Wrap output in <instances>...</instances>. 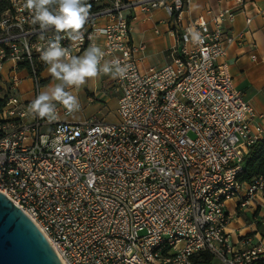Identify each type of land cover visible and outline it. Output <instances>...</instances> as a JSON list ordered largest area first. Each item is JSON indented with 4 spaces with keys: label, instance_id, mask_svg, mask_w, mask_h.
Wrapping results in <instances>:
<instances>
[{
    "label": "built area",
    "instance_id": "built-area-1",
    "mask_svg": "<svg viewBox=\"0 0 264 264\" xmlns=\"http://www.w3.org/2000/svg\"><path fill=\"white\" fill-rule=\"evenodd\" d=\"M6 1L0 193L35 224L61 264H196L201 253L217 264H257L264 245L252 246L249 237L233 244L226 231L230 202L235 212L264 202V176L239 180L250 147L264 138L262 116L235 88L224 61L241 45L242 34L230 27L246 0L209 6L187 24L181 15L190 0H88L82 41L61 33V46L78 56L94 45L103 61L130 67L109 85L116 121L76 124L28 114L46 65L37 49L55 33L32 23L24 0ZM137 6L169 16L174 45L161 67L142 71L133 55L129 11ZM25 79L29 101L20 96Z\"/></svg>",
    "mask_w": 264,
    "mask_h": 264
},
{
    "label": "crops",
    "instance_id": "crops-1",
    "mask_svg": "<svg viewBox=\"0 0 264 264\" xmlns=\"http://www.w3.org/2000/svg\"><path fill=\"white\" fill-rule=\"evenodd\" d=\"M225 2L230 0H190L181 17L187 24L196 16L205 14L209 6H221ZM261 12L264 13V0H246L244 11L236 15L230 27L234 35L242 34L241 45L230 47L224 61L228 65L235 88L242 93L245 100L250 102L256 113L262 116L260 125L264 127V18L260 16ZM129 15L133 55L139 69L143 71L149 67L163 66L164 52L174 45V36L167 24L169 20L167 12L163 8L144 12L137 6L129 11ZM246 17L250 18L248 25L245 23ZM155 29L158 34L155 33ZM84 52L78 56H82ZM251 55H255L256 60H252ZM8 67L9 63L5 65V69ZM47 67L46 65L41 71L42 79L47 80L44 87L57 83L54 81L50 84V79L53 77L49 74L42 76V72ZM112 79L111 75L101 73L98 77L87 80L79 89H69L78 96L81 108L72 115L63 114L62 109L59 108L58 120L76 124L94 117L106 123L115 122V115L112 121H107L109 112L107 105L113 100L117 101V95L109 87ZM23 83L30 87L28 79H25ZM29 87L23 89L20 86V96L23 100L32 99V92L30 98L26 96ZM227 210L231 218L226 231L231 243L236 244L240 239L249 237L252 246L264 245V202L256 199L252 202V207L239 212L241 214L233 211V202H230ZM261 260H264V252L261 254Z\"/></svg>",
    "mask_w": 264,
    "mask_h": 264
},
{
    "label": "clouds",
    "instance_id": "clouds-1",
    "mask_svg": "<svg viewBox=\"0 0 264 264\" xmlns=\"http://www.w3.org/2000/svg\"><path fill=\"white\" fill-rule=\"evenodd\" d=\"M23 8L32 14V23L41 31L51 28L55 35L47 46L37 49L40 60L48 66V73L57 83L40 91L27 108L34 118L51 123L58 117L57 103L72 115L81 108L77 95L69 89H79L87 80L101 73L113 78H125L129 67L118 59L103 61L104 52L97 46H89L82 56H72L68 48L61 46V33L71 40L83 39V29L89 20L91 4L88 0H24ZM103 33V29L99 30ZM103 61V63H101Z\"/></svg>",
    "mask_w": 264,
    "mask_h": 264
},
{
    "label": "water",
    "instance_id": "water-1",
    "mask_svg": "<svg viewBox=\"0 0 264 264\" xmlns=\"http://www.w3.org/2000/svg\"><path fill=\"white\" fill-rule=\"evenodd\" d=\"M0 264H61L35 224L2 193Z\"/></svg>",
    "mask_w": 264,
    "mask_h": 264
},
{
    "label": "trees",
    "instance_id": "trees-1",
    "mask_svg": "<svg viewBox=\"0 0 264 264\" xmlns=\"http://www.w3.org/2000/svg\"><path fill=\"white\" fill-rule=\"evenodd\" d=\"M8 9L6 0H0V17ZM46 65L41 69V71ZM47 80L42 79L40 87H44ZM264 176V138L255 142L244 159L243 169L239 174L241 182L250 183L252 180ZM194 262L196 264H213V258L208 253L199 254ZM257 264H264V260H260Z\"/></svg>",
    "mask_w": 264,
    "mask_h": 264
},
{
    "label": "rangeland",
    "instance_id": "rangeland-1",
    "mask_svg": "<svg viewBox=\"0 0 264 264\" xmlns=\"http://www.w3.org/2000/svg\"><path fill=\"white\" fill-rule=\"evenodd\" d=\"M48 68V67H47ZM47 68L45 69V71H43L42 72V76H44V75H48L49 73H48V70H47ZM50 75V74H49ZM55 80L52 78V79H50V84L52 83V82H54ZM21 87H23V89H27L29 86L28 85H26L25 83H21V85H20ZM46 87H41L40 88V91H42V90H44ZM26 96H28L29 98H30V96H31V91H27L26 92ZM107 107H108V117H107V121H112L113 120V118H114V115H115V109H116V100L114 101H112V102H110L108 105H107ZM116 116V115H115ZM237 214H241V213H237ZM242 218H243V216H241ZM213 264H217V262H215V261H213Z\"/></svg>",
    "mask_w": 264,
    "mask_h": 264
}]
</instances>
